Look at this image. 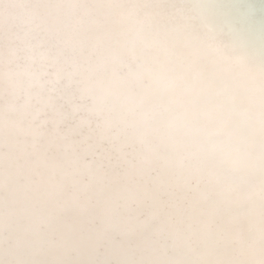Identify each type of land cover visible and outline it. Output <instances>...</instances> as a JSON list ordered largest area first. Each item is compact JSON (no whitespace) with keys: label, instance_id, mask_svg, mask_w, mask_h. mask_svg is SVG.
Here are the masks:
<instances>
[{"label":"bare ground","instance_id":"6f19581e","mask_svg":"<svg viewBox=\"0 0 264 264\" xmlns=\"http://www.w3.org/2000/svg\"><path fill=\"white\" fill-rule=\"evenodd\" d=\"M32 2L0 0V59L11 67L25 63L19 49ZM97 2L158 12L168 39L182 47L249 58L264 51L261 0H247L250 15L235 10L236 0ZM117 18L109 12L98 21ZM49 44L63 49L71 70V47ZM30 70L41 73L40 61ZM38 89L18 115L11 106L26 91L0 87V264H236L254 250L238 207L203 183L184 186L129 130L99 125L67 77Z\"/></svg>","mask_w":264,"mask_h":264},{"label":"clouds","instance_id":"9594fccd","mask_svg":"<svg viewBox=\"0 0 264 264\" xmlns=\"http://www.w3.org/2000/svg\"><path fill=\"white\" fill-rule=\"evenodd\" d=\"M233 7L241 14L250 15L253 10L247 0H236ZM86 10L91 11L95 20L114 13L118 18L106 27L117 39L134 40L140 52L155 58L158 62L153 67L176 82L174 91H160L154 99L132 104L125 92L107 77H98L92 83L82 80L75 72V63L87 52H74L72 48L69 70L67 60H61L63 49L53 51L49 44L52 39L44 29L59 19L61 29L69 34L82 30L89 20ZM26 14L23 47L19 49L25 63L11 67L7 59H0V87L5 91H29L67 77L76 85L88 111L98 118L99 125L109 131L129 130L142 148L165 161V167L174 176L201 169L221 177L220 182L213 181L208 187L221 202L241 210L254 236V250L242 254L236 264H264V168L260 165L264 100L259 91L254 96H240L227 105L222 110L225 128L214 132L211 129L215 121L183 88V83L191 78L184 67L188 50L168 39L158 12L139 11L126 5L105 6L97 0H33ZM166 49L171 55L166 54ZM225 52L253 70H264V51L256 58L241 55L235 49ZM37 60L43 68L39 74L30 70ZM92 88L102 96V117L92 111ZM211 111L215 116V109Z\"/></svg>","mask_w":264,"mask_h":264},{"label":"snow or ice","instance_id":"6c2138e0","mask_svg":"<svg viewBox=\"0 0 264 264\" xmlns=\"http://www.w3.org/2000/svg\"><path fill=\"white\" fill-rule=\"evenodd\" d=\"M86 15L89 17L87 25L71 34L61 29L59 19L53 20L44 29L57 43L70 46L74 52H87L75 63V72L82 80L92 83L98 77H107L125 92L132 104H143L147 99H154L160 91H174L176 82L165 78L153 67L158 62L155 58L140 52L134 40L117 39L103 23L92 18L90 10H86ZM184 48L189 53L184 67L191 78L183 83V88L194 96V102L215 121L212 131L224 130L222 110L238 97L254 96L258 90L264 100V70H253L219 48L201 47L191 42H185ZM165 52L171 55L167 49ZM91 92L94 96L92 111L102 117V96L95 88ZM33 95L31 91H26L24 102L19 106L13 104L12 110L18 115L23 113L32 105ZM212 109H215V116ZM148 163H151V157ZM260 165L264 168V124L261 126ZM176 178L188 188H199L202 183L208 187L213 181L220 182L222 179L201 169H190Z\"/></svg>","mask_w":264,"mask_h":264}]
</instances>
